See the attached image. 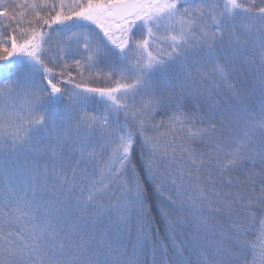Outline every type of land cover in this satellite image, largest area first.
Masks as SVG:
<instances>
[{"label":"snow or ice","instance_id":"1","mask_svg":"<svg viewBox=\"0 0 264 264\" xmlns=\"http://www.w3.org/2000/svg\"><path fill=\"white\" fill-rule=\"evenodd\" d=\"M0 264H264V0H0Z\"/></svg>","mask_w":264,"mask_h":264},{"label":"rangeland","instance_id":"2","mask_svg":"<svg viewBox=\"0 0 264 264\" xmlns=\"http://www.w3.org/2000/svg\"><path fill=\"white\" fill-rule=\"evenodd\" d=\"M14 3H21L23 0H13Z\"/></svg>","mask_w":264,"mask_h":264},{"label":"trees","instance_id":"3","mask_svg":"<svg viewBox=\"0 0 264 264\" xmlns=\"http://www.w3.org/2000/svg\"><path fill=\"white\" fill-rule=\"evenodd\" d=\"M158 119H159V117H158Z\"/></svg>","mask_w":264,"mask_h":264}]
</instances>
